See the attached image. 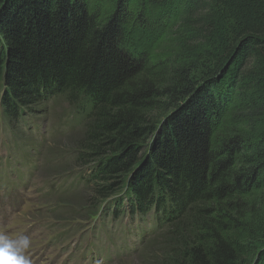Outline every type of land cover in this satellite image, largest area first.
Returning a JSON list of instances; mask_svg holds the SVG:
<instances>
[{"label":"trees","instance_id":"16d2710c","mask_svg":"<svg viewBox=\"0 0 264 264\" xmlns=\"http://www.w3.org/2000/svg\"><path fill=\"white\" fill-rule=\"evenodd\" d=\"M0 99L65 102L75 184L154 211L153 264H264V0H0Z\"/></svg>","mask_w":264,"mask_h":264},{"label":"rangeland","instance_id":"374dc122","mask_svg":"<svg viewBox=\"0 0 264 264\" xmlns=\"http://www.w3.org/2000/svg\"><path fill=\"white\" fill-rule=\"evenodd\" d=\"M133 7L137 10L139 5L135 3ZM150 28L155 31L154 24H150ZM155 55L152 52L150 56ZM151 63L157 61L151 60ZM48 105L24 110L27 122L25 128L20 129L11 128L0 114V234L10 239L27 236L30 246L25 256L43 259L46 264H153L154 255L143 257L141 253L150 241L132 258L126 253V259L122 260L118 254L109 261L111 253L117 250L116 244L124 240L130 244L137 239L140 225L129 218L120 223L113 244H109L105 236L110 222L104 226L98 224L93 237L88 238L94 225L91 219L100 210L105 213L114 206V199L94 197L97 200L93 201L92 185L79 188L75 184L87 171L86 167L76 164L75 154L79 149V136L74 129L76 119L64 101L49 102ZM161 115V112L153 111L152 120L157 121ZM17 149L19 155L15 154ZM16 166L19 169L25 166V169L19 173L13 168ZM67 179L72 181L73 187L67 192L58 190L57 185ZM93 190L96 194L97 188ZM92 201L96 207L87 205ZM130 205L126 201L124 208ZM174 209L169 202L164 213L169 215ZM124 227L126 230L122 231ZM161 232L152 238H157ZM84 251L90 256L81 260ZM96 251L98 257H95Z\"/></svg>","mask_w":264,"mask_h":264},{"label":"clouds","instance_id":"9594fccd","mask_svg":"<svg viewBox=\"0 0 264 264\" xmlns=\"http://www.w3.org/2000/svg\"><path fill=\"white\" fill-rule=\"evenodd\" d=\"M30 246L27 236L10 239L7 235L0 234V264H31L25 256Z\"/></svg>","mask_w":264,"mask_h":264},{"label":"bare ground","instance_id":"6f19581e","mask_svg":"<svg viewBox=\"0 0 264 264\" xmlns=\"http://www.w3.org/2000/svg\"><path fill=\"white\" fill-rule=\"evenodd\" d=\"M50 105H51V103H50ZM49 106V105H48ZM52 106V105H51ZM50 106V107H51ZM67 114V113H66ZM65 115V114H64ZM32 118V117H31ZM35 119V118H34ZM66 119V118H65ZM64 120V119H63ZM36 123V122H35ZM55 123H56V121H55ZM59 123H61L60 122V120H59ZM62 124H63V122H62ZM68 124V123H67ZM63 128V127H62ZM13 132V131H12ZM35 132V130H32V133H34ZM54 134V133H53ZM43 135V134H42ZM45 135V134H44ZM43 135V136H44ZM49 136V135H48ZM41 142V141H40ZM35 143V142H34ZM33 143V144H34ZM12 153V152H11ZM15 154H17V155H19L20 154V152H19V149H17L16 151H15ZM15 157V156H14ZM25 157V156H24ZM32 158H34V157H32ZM10 159H12L13 160V158H11L10 157ZM3 162L4 163H6V161H4L3 160ZM17 172H19V173H21L22 171H24V169H25V166H21L20 167V169H19V166H16V167H13ZM1 170H2V168H1ZM3 171V170H2ZM62 182H66V181H62ZM61 182V183H62ZM85 183V182H84ZM123 194V193H122ZM78 198V197H77ZM102 209V208H101ZM138 210H141V211H138ZM134 211L136 212V214L135 213H133V214H135V216L137 215V216H140V215H143V216H147V213L143 210V208H135L134 209ZM145 213V214H144ZM117 215V214H116ZM95 216V215H94ZM151 216V215H150ZM154 216H155V214H154ZM153 216V217H154ZM1 218V217H0ZM139 219H140V217H139ZM140 220H142V219H140ZM114 222H115V219L113 220ZM142 221H144V220H142ZM155 223V222H154ZM107 225V224H106ZM124 225H125V223H124ZM105 228V227H104ZM104 230V229H103ZM108 230V229H107ZM134 230V229H133ZM109 233V232H108ZM159 232H156L155 231V229H153V230H151V231H149L148 233H146L145 234V236L147 237V241H145L143 244H140L139 245V243H138V245H137V243H136V245H134V247H131V248H129L128 250H127V252H124V241H126V240H124V241H122L119 245H117L116 244V246H114L117 250H115V251H113L112 253H111V255H110V258H109V261H111L115 256H117L118 254H120L121 256H122V260L123 259H126V253L127 254H129L130 255V258H132L133 256H135V255H137V253L139 252V251H141V249L144 247V245L146 244V243H148L150 240H152L153 238L152 237H154V236H156L157 234H158ZM103 247V246H102ZM79 248H81V247H79ZM94 253V252H93ZM83 254L87 257V256H90L89 255V253L88 252H83ZM60 255V254H59ZM71 255H72V252H71ZM70 255V256H71ZM69 256V257H70ZM95 257H98V255H97V251L95 252ZM106 259V258H105ZM87 261V260H86ZM119 261V260H118Z\"/></svg>","mask_w":264,"mask_h":264}]
</instances>
